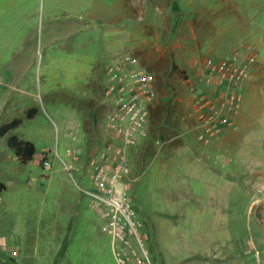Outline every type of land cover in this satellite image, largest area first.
<instances>
[{"label":"rangeland","instance_id":"rangeland-1","mask_svg":"<svg viewBox=\"0 0 264 264\" xmlns=\"http://www.w3.org/2000/svg\"><path fill=\"white\" fill-rule=\"evenodd\" d=\"M241 44L257 58L238 112L202 142L190 130L192 61ZM126 56L160 96L129 183L152 263L166 244L175 264H264V0H0V125L20 120L0 136V264H117L86 161L106 137V72ZM12 135L34 144L31 161ZM183 143L202 152L171 150ZM66 148L79 156L69 173Z\"/></svg>","mask_w":264,"mask_h":264},{"label":"built area","instance_id":"built-area-1","mask_svg":"<svg viewBox=\"0 0 264 264\" xmlns=\"http://www.w3.org/2000/svg\"><path fill=\"white\" fill-rule=\"evenodd\" d=\"M256 58L252 47L241 44L217 59L210 55L193 59L201 87L190 88L189 117L199 128V140L207 141L229 116L237 114L239 88L250 77ZM103 96L109 105L104 116L106 137L86 161L93 188L85 192L101 219L102 232L110 239L116 263L153 264L146 249L149 235L131 201L129 183L132 155L148 137L151 111L160 103L155 75L136 57L126 56L108 68ZM65 156L71 160L62 159L69 173L79 156L71 148H66ZM42 164L45 169L51 167L46 157Z\"/></svg>","mask_w":264,"mask_h":264},{"label":"trees","instance_id":"trees-1","mask_svg":"<svg viewBox=\"0 0 264 264\" xmlns=\"http://www.w3.org/2000/svg\"><path fill=\"white\" fill-rule=\"evenodd\" d=\"M34 109H29L27 116L30 117ZM20 123L19 119H13L8 123L0 125V136L5 135L9 130L15 128ZM9 147L14 151L18 160L25 164L31 161L35 154V146L29 140L20 139L15 135H12L8 139ZM6 190V185L0 182V193Z\"/></svg>","mask_w":264,"mask_h":264},{"label":"crops","instance_id":"crops-1","mask_svg":"<svg viewBox=\"0 0 264 264\" xmlns=\"http://www.w3.org/2000/svg\"><path fill=\"white\" fill-rule=\"evenodd\" d=\"M194 121V120H193ZM191 130V132H193L194 134L192 135V136H195V138L198 136L197 134H195V133H199V128H197V127H195V125H193L192 126V128L190 129ZM187 132V131H186ZM185 133V132H184ZM184 133H179L178 134V136H182V134H184ZM213 136V135H212ZM211 136V137H212ZM208 138H210V137H208ZM197 139V138H196ZM144 141H146V139L144 140ZM143 141V142H144ZM203 142V141H202ZM204 144H206V143H204ZM171 150L172 151H175L174 149H176V150H181V151H184V152H190V151H194V152H199V153H201L202 152V147H200V146H198V145H196V144H194V143H190V144H187V143H183V144H181V145H178L177 147L176 146H171ZM34 156H35V154H34ZM194 157V156H193ZM193 157H192V155H187V157L185 158V160H184V162H187V163H190L192 160H193ZM34 158V157H33ZM148 158V157H147ZM147 158H143V159H141V162H143V163H146V162H148V159ZM140 162V163H141ZM74 166H75V164H74ZM1 194V193H0ZM152 223V222H151ZM153 224V223H152ZM154 225L155 224H153V227H154ZM156 226V225H155ZM160 227V226H159ZM144 230L146 231L147 229L146 228H144ZM155 231H157V228L155 227ZM158 231H159V229H158ZM146 232H148V234H149V241H150V239H151V235H150V232L147 230ZM200 238H202V237H204L203 235H200L199 236ZM204 238H202V240H203ZM203 242V241H202ZM158 246H154V250H155V252H156V254L157 255H155V257H154V260H155V262L157 263V264H175L173 261H172V258H171V248H170V245H166L165 244V246H163L162 247V245L160 246V248L158 247ZM159 249H161L163 252H164V254H163V256H161L160 254H159V252L161 253V251L159 250ZM15 251V250H14ZM14 253V252H13ZM15 255L17 256V252L15 251ZM156 256H157V258H156ZM152 260V259H151Z\"/></svg>","mask_w":264,"mask_h":264}]
</instances>
